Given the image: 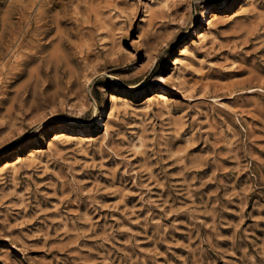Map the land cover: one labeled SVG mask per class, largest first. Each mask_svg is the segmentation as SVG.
<instances>
[{
	"label": "rangeland",
	"instance_id": "obj_1",
	"mask_svg": "<svg viewBox=\"0 0 264 264\" xmlns=\"http://www.w3.org/2000/svg\"><path fill=\"white\" fill-rule=\"evenodd\" d=\"M19 159L0 264H264V0H0Z\"/></svg>",
	"mask_w": 264,
	"mask_h": 264
},
{
	"label": "bare ground",
	"instance_id": "obj_2",
	"mask_svg": "<svg viewBox=\"0 0 264 264\" xmlns=\"http://www.w3.org/2000/svg\"><path fill=\"white\" fill-rule=\"evenodd\" d=\"M219 8H222V9H229V7L228 6H225V5H223V6H220ZM217 10H220V9H217ZM9 11H10V13H11V9L9 8ZM9 11H8V13H9ZM40 14V13H39ZM5 24H6V21H4L3 20V23H2V28H1V30H3L4 29V26H5ZM21 24H18L17 25V28L15 29V30H12L11 32H10V36H12L11 35V33H13V31H14V35H13V40H14V44H13V46L15 45V43L16 42H18L20 39H22L21 41H20V43H18V45H17V48L18 49H20V48H22V47H24V46H28L27 44H25V41H26V38L30 35V33H31V31H32V29L34 28V26H33V24L32 23H29L27 26H28V28L27 29H25V26L26 25H21ZM47 25V24H46ZM45 25V26H46ZM7 26V25H6ZM5 26V27H6ZM47 27V26H46ZM41 28H43V26H41V27H38V29H41ZM48 29H44L43 31H40L41 33H44V32H46ZM34 33V32H33ZM38 35V34H37ZM206 35V34H205ZM204 33L202 32L201 34H200V38H204ZM30 47V49L29 50H27L24 54H23V57H25V58H23L24 59V62H20V64L22 65V64H26L28 61H31L32 59H34V58H36L37 57V53H38V51H34V46H29ZM187 51V47H185L184 49H183V52H182V54H185V52ZM23 61V60H22ZM25 73V69H18L17 68V71L15 72V73H13V75H14V78H18L20 75H22V74H24ZM161 80H165L164 79V77L163 78H161ZM91 86H92V84H90V86H89V88H91ZM166 95H164V94H162V93H159V95H158V98H159V100L160 101H166V97H165ZM114 98H115V95H113V98H112V100H114ZM112 100H111V102H112ZM116 101V100H115ZM114 101V102H115ZM72 129H74V128H72ZM71 129V130H72ZM82 134H86V131L85 130H83V129H78ZM60 135H56V137L53 139V142H61V141H66L67 139H69L70 138V136L69 135H66L67 133H65V132H62V133H59ZM39 151V150H38ZM37 151V152H38ZM34 156V155H33ZM20 158V157H19ZM20 163H22V161H20V159L19 160H17V161H13V163H8L7 165H5V167L4 166H0V171L2 172V170H5V169H7V168H15L18 164H20ZM4 167V168H3Z\"/></svg>",
	"mask_w": 264,
	"mask_h": 264
}]
</instances>
